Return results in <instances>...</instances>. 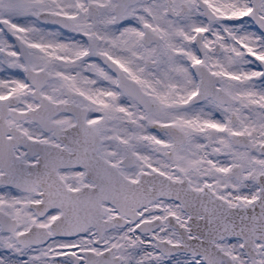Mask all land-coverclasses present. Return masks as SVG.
Instances as JSON below:
<instances>
[{
	"label": "snow or ice",
	"instance_id": "1",
	"mask_svg": "<svg viewBox=\"0 0 264 264\" xmlns=\"http://www.w3.org/2000/svg\"><path fill=\"white\" fill-rule=\"evenodd\" d=\"M0 264H264V0H0Z\"/></svg>",
	"mask_w": 264,
	"mask_h": 264
}]
</instances>
